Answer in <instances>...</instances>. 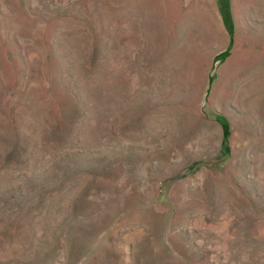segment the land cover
I'll use <instances>...</instances> for the list:
<instances>
[{
    "label": "rangeland",
    "instance_id": "obj_1",
    "mask_svg": "<svg viewBox=\"0 0 264 264\" xmlns=\"http://www.w3.org/2000/svg\"><path fill=\"white\" fill-rule=\"evenodd\" d=\"M0 264H264V0H0Z\"/></svg>",
    "mask_w": 264,
    "mask_h": 264
}]
</instances>
